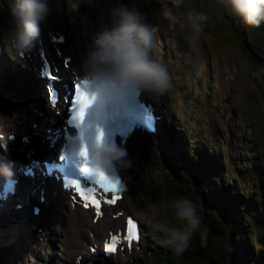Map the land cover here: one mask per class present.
I'll return each instance as SVG.
<instances>
[{
    "label": "clouds",
    "instance_id": "9594fccd",
    "mask_svg": "<svg viewBox=\"0 0 264 264\" xmlns=\"http://www.w3.org/2000/svg\"><path fill=\"white\" fill-rule=\"evenodd\" d=\"M179 8L182 0H172ZM224 5L238 17L244 25L259 27L264 22V0H223ZM50 0H12L10 13L14 21L11 37L13 58H23L35 45L41 34V26L52 14ZM168 22L173 36L181 35L187 47L197 51L201 34L209 21V16L195 8L187 11H173L164 6L161 13ZM159 29L148 22L139 8L117 0L109 7L107 21L91 38L82 61L81 70L85 91L96 96L95 104L89 109L83 130L73 140L80 159L82 144L87 145L88 162L93 169L107 172L110 169L130 166L126 161V149L115 143L105 142L97 137L94 112H98L106 101L116 102L127 88H134L153 97L166 95L173 87V78L160 52ZM11 54V53H10ZM15 132L11 118L0 114V136L7 146ZM5 151L7 147L0 146ZM0 174L5 178L13 175L8 164L0 163ZM166 209L176 220L184 222L181 228H166L162 223L149 225L166 233L165 243L177 255L182 254L192 241L194 233L201 227L197 205L186 197H177L166 202ZM156 210H153L155 215Z\"/></svg>",
    "mask_w": 264,
    "mask_h": 264
},
{
    "label": "bare ground",
    "instance_id": "6f19581e",
    "mask_svg": "<svg viewBox=\"0 0 264 264\" xmlns=\"http://www.w3.org/2000/svg\"><path fill=\"white\" fill-rule=\"evenodd\" d=\"M76 55H77V61H79L85 56V53L81 51V49H79L78 51H76ZM77 69L80 70L81 66L78 65ZM25 75L27 76V74L23 72V76L19 77L20 84H15L14 80L16 79H12L11 81L8 82L10 84L9 88L14 91H17L19 95L20 94L22 95L27 88H28L27 90L29 91L30 84L25 83L24 81V77H26ZM65 76L69 77L70 74L67 72L65 73ZM28 91L25 96L29 95ZM38 97H40V89H38L36 86L33 99H36ZM27 119L32 120L31 114H29ZM51 122L52 121L49 120L47 124H51ZM214 164L218 167V164L216 162ZM18 188L19 191L23 190L22 185H20ZM40 189H45V188L44 186H41ZM39 190L35 193V196H40V194H38ZM50 192H51L50 216L53 220V224L56 226V228L59 231V232L57 231V235H59L58 236L59 241H61L63 245L65 244V252H66L65 256L68 258V261L70 260V258L72 259V256L74 257L75 255H77L79 249H84L87 242H89L92 239L94 240L102 239L104 236H106L107 230L109 228H112L113 226H116L119 223L118 221L115 220L113 221L106 216L103 219L99 220L97 223H92L91 213L86 212L83 209H80L81 207L78 205L72 206L69 201V193L67 191H64L59 185H57L56 187L54 183H52ZM20 227L21 226L18 225V228ZM88 230H91L93 232V237L89 235ZM81 232H82V237H80ZM48 243L50 244V242ZM51 246L52 247H49V253H48L50 256L49 264H55V261L58 257L57 250L60 246L58 244V241L56 244L52 243ZM62 259L63 256H60L61 261ZM114 264H127V260L118 257L116 258Z\"/></svg>",
    "mask_w": 264,
    "mask_h": 264
},
{
    "label": "trees",
    "instance_id": "16d2710c",
    "mask_svg": "<svg viewBox=\"0 0 264 264\" xmlns=\"http://www.w3.org/2000/svg\"><path fill=\"white\" fill-rule=\"evenodd\" d=\"M182 194L193 202L198 197L196 192L185 189ZM229 204L226 202L228 207ZM226 208L216 209L219 216L224 215L226 219H221L215 214L214 216L207 214L204 208L199 209L201 227L194 233L190 246L179 255L182 258L179 263L228 264L229 258L237 255L240 248L244 249L241 246L246 244L247 235L241 230L240 225L231 226L232 221L227 217Z\"/></svg>",
    "mask_w": 264,
    "mask_h": 264
},
{
    "label": "snow or ice",
    "instance_id": "6c2138e0",
    "mask_svg": "<svg viewBox=\"0 0 264 264\" xmlns=\"http://www.w3.org/2000/svg\"><path fill=\"white\" fill-rule=\"evenodd\" d=\"M76 91L79 93V96L78 98L76 97L73 98L72 104L79 105V107L76 108V115L71 116L70 119L75 122L74 127L80 130V139H83V130H84L85 121L88 115V111L95 104L97 98L95 95H89L88 92L83 91L80 88L79 84H76ZM96 132H97L98 139L103 138V135H104L103 129L98 124L96 125ZM2 139H3V136H0V140ZM0 146L6 147V145H0ZM79 155L80 157H82L83 160L85 161L88 160V149H87L86 144H82ZM81 171L86 176H89V177L94 176V175L99 176V183L101 184L102 187H105L106 190H111L113 192L119 191V188H118L119 182L110 180L109 177L103 173V171L90 168L87 164L81 167ZM81 196L84 197L86 200L92 198V194L90 190H88L87 188H85L84 191H81ZM108 202H114V201H108ZM96 203H97V212H99L98 202ZM129 225H130V229H129L130 240L138 239L139 237L136 234V225L133 223L131 218L129 219Z\"/></svg>",
    "mask_w": 264,
    "mask_h": 264
},
{
    "label": "rangeland",
    "instance_id": "374dc122",
    "mask_svg": "<svg viewBox=\"0 0 264 264\" xmlns=\"http://www.w3.org/2000/svg\"><path fill=\"white\" fill-rule=\"evenodd\" d=\"M213 41L214 40H212L211 42H213ZM201 56L206 61H208V58L214 57L216 59V61H214V63L212 64V68L215 70H218L220 66L223 67L224 65H228L229 67H231L233 69L235 68V66L231 63V59H232L231 55L225 56L223 54H219L218 52L214 51L213 47L210 44L208 46L207 52ZM215 64H217V65H215ZM218 65H220V66H218ZM210 68H211V66H210V63L208 62V70ZM219 75H221V72L219 73ZM221 77H222V75H221ZM262 91H264V88L258 89V91L256 92V95L259 96V99L263 96ZM228 95H230V96L234 95L236 97V98H230L233 100V102H229L228 104H226L225 102L223 103L221 101L222 95H220L219 97L216 98L217 101L214 99L211 100L212 104L208 106V124H209L210 128L214 127L215 125L220 126L221 122L225 123V121H227L226 114H227L228 110L230 109L232 103H234V101H236L237 103H240V104H244L245 98H244L242 93H237L235 95V94L229 92ZM238 99L243 100V101H239ZM260 108L264 109V99H262V101L260 103ZM222 109H223V112H222ZM206 110H207V108H206ZM250 111H253V109L250 108ZM214 117H216V118L214 119ZM252 159H253V156L251 154L245 155V156H242V160L240 161V163H243V162L250 163V161ZM261 163H264V151L262 152V159L260 161V164ZM255 164H257V163H255ZM242 212H246V210L242 209ZM251 216L254 217L253 214ZM180 257L181 256H178L179 261L182 259ZM243 259H244V264H250V258L248 256H243ZM177 262H178V260H177ZM228 264H236L233 257L229 258Z\"/></svg>",
    "mask_w": 264,
    "mask_h": 264
}]
</instances>
